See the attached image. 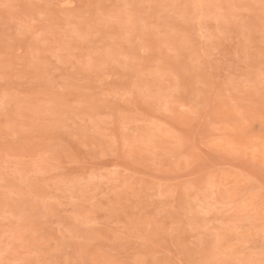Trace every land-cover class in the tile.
Wrapping results in <instances>:
<instances>
[{"label":"rangeland","instance_id":"374dc122","mask_svg":"<svg viewBox=\"0 0 264 264\" xmlns=\"http://www.w3.org/2000/svg\"><path fill=\"white\" fill-rule=\"evenodd\" d=\"M0 264H264V0H0Z\"/></svg>","mask_w":264,"mask_h":264}]
</instances>
